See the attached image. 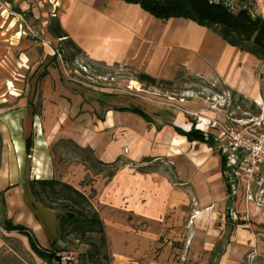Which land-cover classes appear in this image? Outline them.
I'll return each mask as SVG.
<instances>
[{"label": "crops", "instance_id": "crops-1", "mask_svg": "<svg viewBox=\"0 0 264 264\" xmlns=\"http://www.w3.org/2000/svg\"><path fill=\"white\" fill-rule=\"evenodd\" d=\"M255 1L257 12L251 17L264 21V0ZM18 15L35 26L49 45L34 43L22 34ZM55 24L78 54L73 56L63 44L65 38L53 35ZM253 38L245 42L247 47ZM61 45L77 63L84 59L106 67L125 66L164 81L185 72L227 88L264 112V53L255 55L232 46L218 30L183 18L156 19L139 5L120 0H0V264H58L37 256L24 235L5 229L7 224L28 228L44 249L59 242L55 212L34 201L28 183L57 179L84 192L80 183L91 174L83 162L57 165L53 147L58 142L70 140L80 149H89L103 164L123 156L121 142L94 131L110 130L117 108L107 109L104 119L93 120L90 107L86 110L88 90L67 82L55 62L53 47ZM44 61L49 65L40 72ZM34 72L30 83L17 87L15 82L22 83ZM167 127L173 140L184 139L186 154L180 159L186 167L179 171V187L164 178L153 181L152 173H119L113 182L92 187L97 190L93 203L99 208L111 264H137L156 239L161 217L172 214L169 220L176 222L189 193L202 207L201 215L220 213L228 204L230 191L220 153L187 142L175 132L176 126ZM187 145L194 146L190 153ZM183 182H190L191 188ZM240 207L248 213L255 209L251 203Z\"/></svg>", "mask_w": 264, "mask_h": 264}, {"label": "rangeland", "instance_id": "rangeland-1", "mask_svg": "<svg viewBox=\"0 0 264 264\" xmlns=\"http://www.w3.org/2000/svg\"><path fill=\"white\" fill-rule=\"evenodd\" d=\"M57 49L62 50L63 62L54 55L55 62L62 68L65 80L88 90L86 98L89 104L86 105V110L90 107L89 113L93 120L104 119L107 109L118 107H138L153 120V124H146L134 115L117 112L114 113L116 117L110 130L95 128L97 135L105 134L110 141L122 143L123 156L113 163L97 164L93 160L95 155L92 151L80 149L70 140L60 141L53 147L57 165L85 161L83 165L91 175H87L80 186L86 188L83 193L91 200L96 211L99 208L93 203V199L97 190L92 187L95 188L96 185L98 189L101 184L113 182L119 173H152L153 181L164 178L173 187L180 186L179 171L186 167L185 162L180 159L186 154L184 139L176 137L173 140L174 135L167 126H176L186 131L193 126L205 136L212 134L210 136L216 147L220 143L216 141L219 132L212 125L224 122L228 116L256 120L262 123L264 130L262 111L251 101L223 86L214 87L199 77L178 72L173 80H169L173 82L172 85L160 84L151 87L139 83L136 80L139 72L133 69L90 64L84 59L77 63L70 57L69 50L63 46L53 47L54 51ZM42 65L40 72L49 63L44 61ZM35 73L30 77L27 75L22 83L15 82L17 87L30 83ZM196 102L199 105L192 106ZM99 103H103V107L100 108ZM186 147L188 153L194 148L190 145ZM180 148L184 151H180ZM181 153L182 156L179 155ZM186 184L190 189V182H183V186ZM246 184L247 182L241 181L240 192L227 196L228 204L220 213L210 211L201 215L199 212L202 207L197 198L189 193L188 202L182 207L176 222H170L172 214L161 217V227L156 239L137 264H264V166L250 180L252 202L243 199V188ZM238 202L240 205L251 203L255 209L251 213L243 211ZM212 208L211 206L209 210ZM239 222L244 223L238 224ZM93 237L98 242V237ZM55 247L68 252L67 255L74 258L75 264H91L85 257L89 247L78 244L72 234L59 238ZM75 252L79 254L75 255ZM104 255L107 259H103ZM94 260H100V264L112 263L107 240L106 248ZM57 263L60 264L59 259Z\"/></svg>", "mask_w": 264, "mask_h": 264}, {"label": "trees", "instance_id": "trees-1", "mask_svg": "<svg viewBox=\"0 0 264 264\" xmlns=\"http://www.w3.org/2000/svg\"><path fill=\"white\" fill-rule=\"evenodd\" d=\"M128 4H137L145 12L160 20L170 18H183L195 22L200 26H205L218 30V33L230 45L237 46L252 54L264 53V21L252 18L246 12L231 14L223 7L209 5L206 0H120ZM53 35L62 40L63 44L72 49L75 56L79 50L67 39V36L60 30L58 24L52 28ZM252 39V45L247 47L245 42ZM62 46V45H61ZM139 83L147 86L157 87L160 84L172 85L171 81L157 80L146 74L140 73L136 76ZM118 112H127L139 116L147 123H152V118L138 107H120ZM175 132L186 138L187 142H199L215 150L214 139L195 129L193 126L189 131L174 128ZM26 152H30L31 139L25 141ZM97 164L103 165L100 161L93 159ZM85 162V161H83ZM221 167L224 170L225 160L221 158ZM29 190L32 198L46 209L55 212L59 237L63 238L70 234L80 245H85L89 249L85 252L86 260L91 264H100L94 259H98L100 253L106 248V238L102 222L97 211L93 208L91 200L71 185L57 179H33L30 180ZM1 204L3 200L1 198ZM239 222L238 224H243ZM6 230L16 231L27 237L30 248L33 252L45 261L58 260V252L55 247L57 242H53L50 248L44 249L38 245L32 232L23 226L5 225ZM98 237V242L94 237ZM83 254V253H82ZM103 259H107L106 255ZM80 264H85L84 262Z\"/></svg>", "mask_w": 264, "mask_h": 264}, {"label": "built area", "instance_id": "built-area-1", "mask_svg": "<svg viewBox=\"0 0 264 264\" xmlns=\"http://www.w3.org/2000/svg\"><path fill=\"white\" fill-rule=\"evenodd\" d=\"M209 5H218L223 7L231 14L246 12L250 16H254L257 12V2L255 0H206ZM7 12L6 9L3 10ZM22 34L28 37L32 42L41 45H47L39 31L35 26L28 24L22 15H18ZM62 50L57 49L54 55L62 63ZM83 70L85 68H82ZM264 115V112H262ZM217 125V126H216ZM217 127L219 136L216 141L218 143L216 150L219 151L225 160L226 170L224 175L231 194L240 192L241 181L247 182L244 185L242 194L246 202H252V194L250 192V180L257 176L258 170L264 166V130L262 123L254 120H245L242 118H233L228 116L224 122L213 124ZM68 252L59 251L57 256L60 264H75V260L69 257ZM79 254L78 252L74 253Z\"/></svg>", "mask_w": 264, "mask_h": 264}]
</instances>
